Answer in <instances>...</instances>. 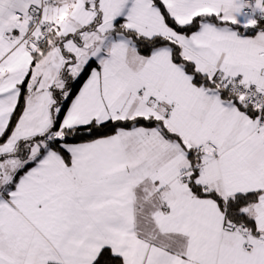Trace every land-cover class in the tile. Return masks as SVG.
Here are the masks:
<instances>
[{"label":"snow or ice","instance_id":"obj_1","mask_svg":"<svg viewBox=\"0 0 264 264\" xmlns=\"http://www.w3.org/2000/svg\"><path fill=\"white\" fill-rule=\"evenodd\" d=\"M0 264H264V0H0Z\"/></svg>","mask_w":264,"mask_h":264}]
</instances>
